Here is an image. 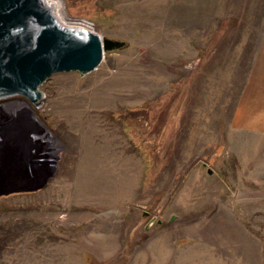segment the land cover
Returning <instances> with one entry per match:
<instances>
[{"label":"rangeland","instance_id":"374dc122","mask_svg":"<svg viewBox=\"0 0 264 264\" xmlns=\"http://www.w3.org/2000/svg\"><path fill=\"white\" fill-rule=\"evenodd\" d=\"M51 1L129 46L0 103V264H264V0Z\"/></svg>","mask_w":264,"mask_h":264},{"label":"water","instance_id":"95a60500","mask_svg":"<svg viewBox=\"0 0 264 264\" xmlns=\"http://www.w3.org/2000/svg\"><path fill=\"white\" fill-rule=\"evenodd\" d=\"M128 46L126 41L66 24L53 1L0 0V101L22 97L39 108L44 98L41 87L53 75L95 72L108 53ZM13 176L9 179H22ZM9 179L0 174L1 184Z\"/></svg>","mask_w":264,"mask_h":264},{"label":"built area","instance_id":"2783aa9c","mask_svg":"<svg viewBox=\"0 0 264 264\" xmlns=\"http://www.w3.org/2000/svg\"><path fill=\"white\" fill-rule=\"evenodd\" d=\"M75 26L84 27V28H87V29L93 31V30H92V29H93V24H91V23H90L89 21H87V20H82V21L76 23Z\"/></svg>","mask_w":264,"mask_h":264},{"label":"flooded vegetation","instance_id":"af4514ba","mask_svg":"<svg viewBox=\"0 0 264 264\" xmlns=\"http://www.w3.org/2000/svg\"><path fill=\"white\" fill-rule=\"evenodd\" d=\"M20 100H25V98L15 97V98L7 99V100H2V101H0V103H3V102H15V101H20Z\"/></svg>","mask_w":264,"mask_h":264},{"label":"bare ground","instance_id":"6f19581e","mask_svg":"<svg viewBox=\"0 0 264 264\" xmlns=\"http://www.w3.org/2000/svg\"><path fill=\"white\" fill-rule=\"evenodd\" d=\"M51 1V0H50ZM54 2V1H53ZM55 3V2H54ZM56 4V3H55ZM57 6V5H56ZM57 12H58V14H59V16L61 17V19L63 20V21H66V20H64V19H66V18H64V16H62L61 15V12H59V9L57 8ZM26 100V99H25ZM28 102V101H27ZM32 107V106H31ZM8 112V111H7ZM26 114V113H25ZM7 115V114H6ZM12 116V115H11ZM23 120V119H22Z\"/></svg>","mask_w":264,"mask_h":264}]
</instances>
